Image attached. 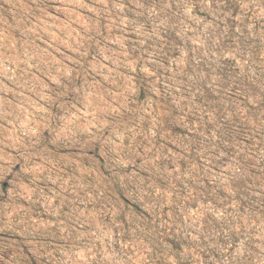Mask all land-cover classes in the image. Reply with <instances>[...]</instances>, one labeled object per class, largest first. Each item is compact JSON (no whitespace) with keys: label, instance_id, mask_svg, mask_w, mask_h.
<instances>
[{"label":"rangeland","instance_id":"1","mask_svg":"<svg viewBox=\"0 0 264 264\" xmlns=\"http://www.w3.org/2000/svg\"><path fill=\"white\" fill-rule=\"evenodd\" d=\"M0 264H264V0H0Z\"/></svg>","mask_w":264,"mask_h":264}]
</instances>
